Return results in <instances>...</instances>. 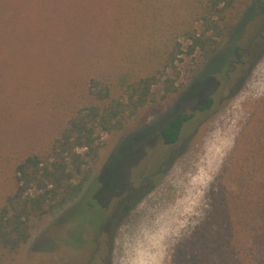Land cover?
<instances>
[{
    "label": "rangeland",
    "instance_id": "rangeland-1",
    "mask_svg": "<svg viewBox=\"0 0 264 264\" xmlns=\"http://www.w3.org/2000/svg\"><path fill=\"white\" fill-rule=\"evenodd\" d=\"M200 13V0H0V204L18 162L49 149L92 77L119 87L125 76L155 72L172 37L187 44L183 28H200ZM237 44L246 63L228 75L217 72L231 54L225 43L207 59L181 55V93L149 106L130 130L104 134L89 179L0 264H198L192 237L216 192L225 184L237 193L250 151L264 144V18ZM209 97L210 108L197 111ZM180 111L196 114L165 144L160 126Z\"/></svg>",
    "mask_w": 264,
    "mask_h": 264
},
{
    "label": "trees",
    "instance_id": "trees-1",
    "mask_svg": "<svg viewBox=\"0 0 264 264\" xmlns=\"http://www.w3.org/2000/svg\"><path fill=\"white\" fill-rule=\"evenodd\" d=\"M200 5V28H183L182 37L187 44L178 36L172 37L155 72L125 76L119 87L92 77L87 100L72 112L49 149L29 154L18 162L14 190L0 204L1 255L18 252L28 243L36 222L81 188L77 180L89 179L99 159L104 134L130 130L149 106L170 102L181 93V55L199 50L207 59L225 43L231 54L226 58V67L217 72L228 75L236 64L246 63V48L237 41L250 21L264 18V0H200ZM157 85L162 87L160 93L154 91ZM212 103L213 98L209 97L197 111L210 108ZM195 114L180 111L162 124L160 136L164 143H177ZM260 137L264 139V131L258 134ZM250 152L249 156L255 159L242 169L247 177L240 190L227 191L223 184L221 193L215 194L210 214L192 237L198 243V264H264V144ZM241 215L246 223L240 229ZM104 224L102 220L100 229Z\"/></svg>",
    "mask_w": 264,
    "mask_h": 264
},
{
    "label": "flooded vegetation",
    "instance_id": "flooded-vegetation-1",
    "mask_svg": "<svg viewBox=\"0 0 264 264\" xmlns=\"http://www.w3.org/2000/svg\"><path fill=\"white\" fill-rule=\"evenodd\" d=\"M131 198L132 197L129 195V197H128L129 201L131 200ZM119 205H118L116 211L113 212L114 214L112 213L110 218L108 219V221H107L108 225H111L113 222H115V221H117L119 219L118 215L121 212V209H120ZM127 208H128V206L126 207V210H127ZM105 221H106V219H105ZM103 232H106V233L108 232V231H106V227H104V226L100 229L99 234H97V238H98V240H100L102 242L103 245H105V244H107L108 239H106V238L104 239L103 238V236H102Z\"/></svg>",
    "mask_w": 264,
    "mask_h": 264
},
{
    "label": "bare ground",
    "instance_id": "bare-ground-1",
    "mask_svg": "<svg viewBox=\"0 0 264 264\" xmlns=\"http://www.w3.org/2000/svg\"><path fill=\"white\" fill-rule=\"evenodd\" d=\"M142 264V263H141Z\"/></svg>",
    "mask_w": 264,
    "mask_h": 264
}]
</instances>
